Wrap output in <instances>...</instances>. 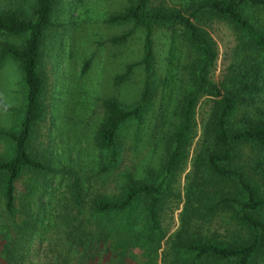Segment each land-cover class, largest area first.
I'll list each match as a JSON object with an SVG mask.
<instances>
[{"label":"trees","instance_id":"obj_1","mask_svg":"<svg viewBox=\"0 0 264 264\" xmlns=\"http://www.w3.org/2000/svg\"><path fill=\"white\" fill-rule=\"evenodd\" d=\"M53 6L54 0H34L28 18L11 6L0 7V36L22 38L20 47L0 44V66L5 62L15 64L23 86L17 129L0 131V140L11 146L10 156L0 159V228L4 219L6 227L19 236L28 234L40 213L37 192L44 191L48 175L37 174L49 172L46 162L33 154L29 144L47 114L42 102L40 50L52 26ZM254 13L264 15V0H191L184 9L152 6L150 0H126L120 12L108 17V24L132 27L112 38L114 44L124 42L135 29L141 30L142 56L137 65L143 80L131 105L123 106L114 99L102 102L103 117L91 140L103 172L119 160L121 133L143 122L163 84L154 70V30L169 32L170 55L174 56L176 46L179 52L175 56L189 58L182 67L187 89L173 111L177 123L168 136L165 158L150 181H134L123 175L115 197L96 196L87 208L80 185L72 182L69 212L63 217L71 252L79 253L93 242L102 245L108 240L107 231L97 229L99 217L128 215L137 206L141 207L145 225L144 242L153 244L163 239L160 213L197 136L196 107L203 99L206 111L197 139L201 151L195 154L186 174V206L179 218L180 227L169 239V249L186 258L182 264H264V27L252 21ZM208 19L225 21L241 38L240 66L220 83L212 80L216 48L200 29ZM133 66L125 67L114 79L115 86L129 77ZM19 183L25 184L20 192ZM31 204L34 207L30 211ZM220 212L229 214L230 223L239 230L232 241L204 235L205 220ZM12 261L13 256L9 259Z\"/></svg>","mask_w":264,"mask_h":264},{"label":"rangeland","instance_id":"obj_2","mask_svg":"<svg viewBox=\"0 0 264 264\" xmlns=\"http://www.w3.org/2000/svg\"><path fill=\"white\" fill-rule=\"evenodd\" d=\"M190 1L150 0V4L184 9ZM3 6H11L28 18L34 0H0V7ZM125 6L126 0H54L52 26L43 37L40 50V73L44 79L42 102L47 114L36 126L29 144L33 154L49 168V172L37 174L48 175L47 185L44 191H35L40 196L37 202L40 213L27 235L15 234L2 219L0 264H182L186 259L169 249V239L180 227L179 218L186 206L183 194L186 174L195 154L201 151L197 139L206 111L203 99L196 107L197 136L182 172L173 182L170 199L160 213L163 239L153 244L144 242L145 225L141 207L137 206L128 215L99 217L97 229L108 233L104 244L93 242L79 253L69 249L63 217L69 212L72 182L76 180L80 185L84 208H87L89 200L96 196L115 197L123 175H129L134 181H150L165 158L168 136L177 123L173 111L187 89L182 67L189 58L183 54L175 56L179 52L176 46L174 56L170 55L169 32L154 30L151 37L154 70L163 84L143 122L121 133L118 162L106 172L101 170V158L91 139L103 117L102 102L114 99L129 106L138 98L142 87L143 73L137 65L142 56L141 30L135 29L124 42L114 44L110 41L112 38L132 27L106 22ZM251 19L264 27V15L254 13ZM203 23L200 29L214 43L217 52L212 80L220 83L240 66L241 38L225 21L208 19ZM1 43L20 47L22 38L0 36ZM128 65H134L129 77L115 86L114 79ZM22 109L19 70L15 64L5 62L0 66V131L17 129ZM10 151V144L0 140V159H7ZM24 186L19 183L17 191ZM33 207L31 204L30 211ZM203 227L205 236L217 240L232 241L239 235V230L230 223L229 214L223 212L205 220ZM12 256L15 261L9 262Z\"/></svg>","mask_w":264,"mask_h":264}]
</instances>
